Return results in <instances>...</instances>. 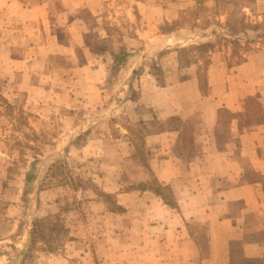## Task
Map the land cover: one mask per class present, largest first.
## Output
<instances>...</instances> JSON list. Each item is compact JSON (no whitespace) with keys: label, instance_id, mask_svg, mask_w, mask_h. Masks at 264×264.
Instances as JSON below:
<instances>
[{"label":"rangeland","instance_id":"374dc122","mask_svg":"<svg viewBox=\"0 0 264 264\" xmlns=\"http://www.w3.org/2000/svg\"><path fill=\"white\" fill-rule=\"evenodd\" d=\"M20 1L30 7L44 0ZM48 3L45 26L23 32L18 7L9 8L0 0V94L15 106L11 114L0 100V264H43V250L61 252L67 243L72 264H107L106 256L93 253L118 240L111 232L118 222L107 211L124 208L104 182L113 179L118 187L125 180L122 186L129 190L154 180L145 169L148 180L137 172L131 174L137 182L129 183L130 174L119 171L121 163L136 169L144 162L138 148L126 149L113 138L126 133L144 142L138 129L144 132L156 125L154 120L151 128L147 123L157 117L149 109L157 87L187 79L201 87L202 75L206 89L209 55L220 53L233 67L248 52L263 48L264 0H148L147 7L183 8L172 22L149 19L146 29L133 16L125 15L121 24L107 17L100 24L87 8L63 15V0ZM105 5L136 4L108 0ZM67 18L77 19V31L65 25ZM235 31L240 33L237 42L230 36ZM137 37L146 43L134 41ZM121 45L126 51L117 54L123 59L115 55L114 61L112 55ZM132 50L144 52L146 58L127 65L125 57ZM249 105L255 120L263 116L257 99L250 98ZM181 123L179 117H167L161 126ZM108 145L112 152L104 150ZM118 145L119 151L126 149L125 156L117 154ZM142 148L146 153L145 142ZM164 200L174 205L171 198ZM131 201V214L144 213L138 196ZM47 217L66 230L52 240L53 250L43 240L31 246L33 222ZM196 227L204 248L206 228ZM120 237L128 244L137 241L135 236Z\"/></svg>","mask_w":264,"mask_h":264},{"label":"crops","instance_id":"0c3cea01","mask_svg":"<svg viewBox=\"0 0 264 264\" xmlns=\"http://www.w3.org/2000/svg\"><path fill=\"white\" fill-rule=\"evenodd\" d=\"M49 1L29 7L20 0H3L7 7L20 10L23 32L29 27L45 26ZM63 1V15L87 8L100 24L107 17L112 23L121 24L128 15L135 17L144 29L149 19L154 23L172 22L183 8L147 7L148 0H135L134 7L113 8L105 5L108 0ZM76 20L67 18L70 23L66 21L65 25L77 31ZM134 41L142 45L147 39L137 37ZM76 42L83 43L80 39ZM111 42L119 43L112 39ZM123 46L112 55L114 61L120 49L126 51ZM145 56L142 51L132 50L125 59L128 65L132 59L144 60ZM209 59L205 68L206 92L194 79L157 87L149 107L157 117L153 115L147 123L151 128L155 121L156 127L143 132L147 164L133 169L121 163L118 169L122 175L125 171L130 174V184L137 182L132 181L131 174L138 172L141 180H148L146 170L149 171L161 183L171 186L177 204H167L151 189L127 190L122 186L125 180L118 182L122 188L116 187L113 179L104 182L105 188L115 193L117 204L124 208L118 213L107 211L118 222L111 230L118 240L107 241L93 253L106 256L107 264H238L243 258L264 260V47L248 52L233 67L225 63L220 53L209 55ZM250 98L257 99L262 108L259 119L249 115ZM226 110L232 115L224 116ZM167 117H179L182 123L161 126ZM113 139L122 141L126 149H137L130 140L133 135L123 133ZM108 147L104 150L112 152L113 147ZM114 149L117 154L123 152L119 151L120 145ZM132 196H138L146 209L138 216L131 214L135 207ZM199 224L206 228L204 248L196 227ZM120 236H135L137 243H125ZM67 247L68 243L55 253L43 250L47 258L43 264H72L67 258Z\"/></svg>","mask_w":264,"mask_h":264},{"label":"trees","instance_id":"16d2710c","mask_svg":"<svg viewBox=\"0 0 264 264\" xmlns=\"http://www.w3.org/2000/svg\"><path fill=\"white\" fill-rule=\"evenodd\" d=\"M235 35L231 33V37H233V40L237 42V38L235 36L239 35L240 33L235 31ZM118 59H123V57H120L117 55ZM201 76V87H203V91L206 92V89L203 86L202 83V75ZM206 81V80H205ZM0 100L2 103L6 106L7 109H9V112L11 114H14V108L15 106L8 100L7 97H5L3 94H0ZM227 114L232 115L229 111H227ZM139 134L142 135L143 138V131L141 129H138ZM141 138V139H142ZM135 144H137V148L141 154L142 160L145 164H147V157L146 153L144 152L142 148V144L144 143L143 140L141 142H138L136 138L132 139ZM139 189L146 190L151 189L154 192H156L158 195L162 196L163 198H171L173 201L172 203L175 205L177 204L175 195L173 193V190L170 185H165L161 183L156 177H154V180L148 183H141L138 186ZM119 209H122L119 207ZM52 217H47L45 219H38L33 222V227L30 231V237H31V246H34L36 244V241L43 240L47 245H49L48 249L53 250L55 247H52L51 243L52 240H58L66 232L64 228H62V225L54 224L51 220ZM63 229V230H62ZM47 235L49 236L47 238ZM238 264H264V260L261 258H255V259H245L243 258L241 261L238 262Z\"/></svg>","mask_w":264,"mask_h":264}]
</instances>
